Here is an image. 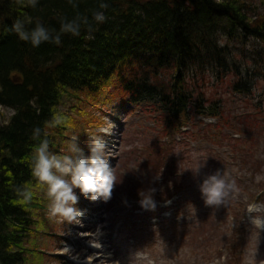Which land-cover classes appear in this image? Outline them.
Returning a JSON list of instances; mask_svg holds the SVG:
<instances>
[{
	"label": "trees",
	"instance_id": "16d2710c",
	"mask_svg": "<svg viewBox=\"0 0 264 264\" xmlns=\"http://www.w3.org/2000/svg\"><path fill=\"white\" fill-rule=\"evenodd\" d=\"M101 2L109 5L102 10L107 19L97 24L92 15L101 10ZM252 2L38 0L33 8L0 0V107L13 111L0 125V264H32L30 258L46 255L36 236L49 200L46 188L38 187L31 175L30 161L38 143L33 130L41 129V139L49 140L53 153L70 154L68 147L77 138L78 146L83 144L79 138L84 130L103 124L88 108L101 110L109 99L120 105L145 103L144 111L152 113L154 133L140 134L154 139L144 159L136 163L139 175L130 182L136 187L128 191L137 202L138 190L156 186L160 179L170 181L175 190L183 189L185 183L174 178L173 152L193 141L228 142L235 151L230 157L237 156L244 170L253 166L254 151L264 135L258 115L246 111L257 112L259 107L245 104L238 112L223 93H208L205 77L199 78L201 83L193 82L197 74L214 70L231 93L249 91L242 82L248 67L233 59L219 35L252 39L264 47V10L256 11ZM76 17H87L91 31L82 24L79 36L63 34L59 45L45 42L33 47L10 30L20 18L29 30L40 23L59 32L62 22ZM233 73L232 80L225 78ZM258 75L260 71L252 73L253 78ZM58 114L67 118L64 124H54ZM196 116L216 123H198ZM188 151L177 149L180 154ZM262 167L257 163L255 171L250 168L251 175L260 174ZM24 185L34 192L30 202L16 194ZM259 187L264 189L263 184ZM171 197H161L157 189L154 200L164 203ZM43 226L47 232L48 224Z\"/></svg>",
	"mask_w": 264,
	"mask_h": 264
},
{
	"label": "rangeland",
	"instance_id": "374dc122",
	"mask_svg": "<svg viewBox=\"0 0 264 264\" xmlns=\"http://www.w3.org/2000/svg\"><path fill=\"white\" fill-rule=\"evenodd\" d=\"M251 6L262 12L264 0H253ZM219 39L222 45L228 46L237 63L248 67V74H243L242 82L249 91L242 92L243 95L231 93L216 79L214 70H205L202 74H197L193 82L197 80L201 83L199 78L205 77L208 93L213 96H217L213 93H223L224 99L231 101L232 108H236L238 112L245 104L259 107L257 112L250 109L246 113L258 115L264 135V47L252 39L246 42L242 39L229 40L222 35H219ZM254 71H260V75L253 78ZM230 77L236 76L233 73L230 76L226 75L225 78ZM139 105H132L129 102L120 105L117 99H109L101 110L88 108L103 124L99 123L91 130L88 128L84 130L79 138L83 142L80 148L87 156L90 143L88 137L100 134L98 130L102 127H110L111 135H106L104 139L109 164L115 168L117 177L112 199L108 203L95 202L96 211L86 209V202L90 199L80 196L77 207L85 212L89 211L87 219L91 221L93 216L94 220L83 223L90 226L94 224V227L79 233L75 229L82 222L58 223L47 214L40 222L41 230L36 236L38 245H45L39 246L45 251V258L34 257L30 258L29 262L103 264L93 261L95 255L101 252L89 249H101L102 246L106 248V255L114 254L117 259L121 258V264H256V260H264V230L257 231L253 228L251 216L256 214L247 212L250 205H256L260 209L257 214L264 216V205L257 195L261 194L263 201L264 189L261 190L259 186L263 184L264 187V136L258 141L254 151L256 162H253V166L250 164L251 167L248 166L246 170L237 156L234 158L229 156L235 151L228 142L216 145L203 139L201 142L193 141L187 147L176 148L173 156L177 165V177L174 178L177 183L180 181L185 183L183 189L175 190L170 181L162 182L160 179L158 185L153 187L158 189L161 197L166 194L172 196L169 200L171 203L167 206L156 203L157 208L154 212L144 211L128 195V191L136 187L130 182H135V177L139 175L137 164L144 159L146 150H149L147 147L154 139L153 135L140 134L146 130L153 134L155 129L151 127L152 113L144 111L147 107L145 103ZM12 114V110L0 107V125L8 121ZM195 120L215 123L214 120L199 116H196ZM202 127L200 125L199 128ZM176 139L179 140L180 137ZM179 148L189 149L190 152L180 154L177 152ZM257 163L263 165L260 170L262 172L252 176L250 168L255 171ZM203 164L199 175H195L196 170ZM180 168L183 169L179 170ZM217 170L229 173L236 180L240 191L232 199L234 204L229 202L226 206L214 209L204 205L199 185L206 175ZM75 191L79 196V190ZM234 214L237 215L236 218ZM43 223L49 226L47 232ZM90 235L94 238L90 239ZM68 239L80 240L79 249L83 252L81 256L68 253L73 249ZM235 244L238 245L236 249ZM113 263L115 262L109 264Z\"/></svg>",
	"mask_w": 264,
	"mask_h": 264
},
{
	"label": "clouds",
	"instance_id": "9594fccd",
	"mask_svg": "<svg viewBox=\"0 0 264 264\" xmlns=\"http://www.w3.org/2000/svg\"><path fill=\"white\" fill-rule=\"evenodd\" d=\"M38 0H16L17 4L36 7ZM71 2V0H70ZM109 7L107 3L101 2L99 9L93 13L92 19L97 24H102L107 17L105 12ZM88 25L91 31V24L87 17H76L71 21L65 20L60 25L59 32L50 30L40 23H37L30 30L26 27L25 20L17 18L11 25L10 30L14 32L21 41L29 42L33 47H39L42 43L50 42L56 45L61 44L63 34L79 36L81 25ZM67 118L61 115L54 117V124H64ZM100 134L89 136V154L84 155L83 150L78 146L77 139L68 147L70 154L63 155L50 151L49 140L41 139V129L33 130V138L38 141L34 146L30 166L31 175L37 181V186L46 188L49 200L48 216L58 223L80 224V217L83 210L77 207L80 196L89 198L91 202L101 201L108 203L112 199V193L117 185L115 168L109 164L107 158V144L104 137L111 135L110 127L100 128ZM199 167L195 175H199ZM159 179V178H156ZM122 182V181H121ZM76 189L80 195L76 194ZM157 189L138 190V204L144 211L154 212L157 208L154 195ZM201 198L206 207L219 208L226 206L239 193L240 189L236 180L226 171L217 170L213 174L206 175L199 185ZM16 194L23 202H30L34 192L30 185L17 187ZM171 201H166L165 206ZM247 212L255 213L251 216V224L257 231L264 230V216L258 215L260 209L256 205H250ZM256 264H264V260L257 261Z\"/></svg>",
	"mask_w": 264,
	"mask_h": 264
},
{
	"label": "bare ground",
	"instance_id": "6f19581e",
	"mask_svg": "<svg viewBox=\"0 0 264 264\" xmlns=\"http://www.w3.org/2000/svg\"><path fill=\"white\" fill-rule=\"evenodd\" d=\"M98 203V201L96 202V204ZM96 204L95 202H91L90 200H87L86 202V206L85 208L88 209V210H96L97 211V208H96ZM98 206V205H97ZM85 214H83L82 217H80V220L82 222V224L78 227H76L75 231H77L78 233L80 231H83V230H90L92 228V226L94 227V224H92V226H90L89 224L85 225L83 222H93V216H92V220L89 221L88 218V214H89V211H83ZM86 218L84 221L83 219ZM91 218V217H90ZM89 238H94L92 237L91 235L89 236ZM68 242L73 246V249H70L68 251V253L70 255H74V254H78L79 256H81L83 254V252L80 251L79 247H80V240H73V239H68ZM104 248V250H103ZM90 250H96V251H99L101 252V254H96L95 257H94V262H100V263H103V264H109L110 262H115L113 264H121V258L117 259L116 258V255L112 254V255H106V248L102 246L101 249H98V248H89ZM90 256H93V255H90ZM112 259H114V261H111Z\"/></svg>",
	"mask_w": 264,
	"mask_h": 264
}]
</instances>
